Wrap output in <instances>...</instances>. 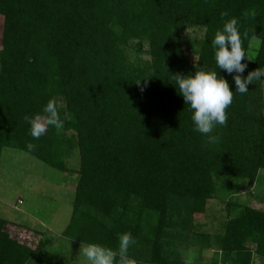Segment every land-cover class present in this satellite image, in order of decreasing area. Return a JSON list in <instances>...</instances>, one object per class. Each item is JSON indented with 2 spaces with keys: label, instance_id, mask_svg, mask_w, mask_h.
Returning <instances> with one entry per match:
<instances>
[{
  "label": "trees",
  "instance_id": "16d2710c",
  "mask_svg": "<svg viewBox=\"0 0 264 264\" xmlns=\"http://www.w3.org/2000/svg\"><path fill=\"white\" fill-rule=\"evenodd\" d=\"M0 15V162L12 148L78 175L63 238L116 249L130 232L138 264H191L190 247L213 249L212 264L264 262V209L232 200L264 172V81L241 95L217 69L234 98L211 146L174 87L175 75L215 70L211 41L231 18L247 55L259 43L243 76L264 68V0H0ZM190 29L203 36L184 41ZM50 99L63 127L33 139L24 117ZM212 201L223 207L208 224ZM12 226L0 217V264H69L53 240L30 246Z\"/></svg>",
  "mask_w": 264,
  "mask_h": 264
},
{
  "label": "rangeland",
  "instance_id": "374dc122",
  "mask_svg": "<svg viewBox=\"0 0 264 264\" xmlns=\"http://www.w3.org/2000/svg\"><path fill=\"white\" fill-rule=\"evenodd\" d=\"M3 23L4 18L0 15V44ZM202 36V31L190 29L186 31L184 41ZM258 47V41H253L248 53L250 60L254 59ZM187 58L191 63L197 62V57L190 53H187ZM69 166L78 170V159L73 157ZM77 181L78 175L74 172L59 171L26 152L5 148L0 162V217L12 223L11 232L28 245L36 246L42 239H51L54 242L49 252L69 264H85L77 259L81 244L62 237L71 219ZM226 185L230 183L226 182ZM237 188L233 199L221 197L264 209L261 204L264 199V172L260 173V181L253 188L246 185H238ZM221 205L219 201L210 203L208 224L212 213L222 209ZM197 219L203 220V216H197ZM183 254L191 264H212L216 257L213 249L199 251L197 247H190ZM259 259L256 258L254 264H264Z\"/></svg>",
  "mask_w": 264,
  "mask_h": 264
},
{
  "label": "clouds",
  "instance_id": "9594fccd",
  "mask_svg": "<svg viewBox=\"0 0 264 264\" xmlns=\"http://www.w3.org/2000/svg\"><path fill=\"white\" fill-rule=\"evenodd\" d=\"M211 45L214 50L215 70L201 69L194 75L174 76V87L178 88V94L192 112L193 131L206 137V143L210 146L220 143V136L214 135L213 132L217 126H226L228 120L226 109L233 103L234 98L229 82L223 76H218L217 69L232 75L235 93L241 95L249 92V84H253L254 81H264V68L260 67L243 76L248 67L246 61L250 58L242 47V36L236 18L224 22L222 28L216 31ZM42 111L43 115L24 117L30 126V135L33 139H39L49 128L59 130L63 127L64 122L56 100L50 99L43 106ZM26 147L28 151H32L35 145L28 143ZM118 241L116 249L100 243L81 244L77 259L85 264H138L129 256L130 247L136 243L132 234L122 233Z\"/></svg>",
  "mask_w": 264,
  "mask_h": 264
}]
</instances>
